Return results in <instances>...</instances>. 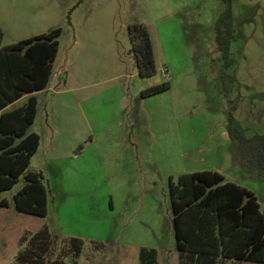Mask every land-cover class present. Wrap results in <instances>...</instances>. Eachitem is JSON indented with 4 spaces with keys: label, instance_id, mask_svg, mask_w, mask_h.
I'll return each mask as SVG.
<instances>
[{
    "label": "rangeland",
    "instance_id": "obj_1",
    "mask_svg": "<svg viewBox=\"0 0 264 264\" xmlns=\"http://www.w3.org/2000/svg\"><path fill=\"white\" fill-rule=\"evenodd\" d=\"M226 6L224 0H0L1 46L61 30L30 127L40 141L29 169L42 174L47 213L15 209L21 182L0 192L7 201L0 207V264H13L22 234L42 225L83 240L78 264H139L141 248L156 251V264H196L176 249L172 225L169 182L184 172L217 169L224 181L251 190L264 211V177L236 157L225 118L234 101L247 135L264 134V0H231L234 62L224 68L214 22ZM133 24L149 33L150 76L137 72ZM223 73L235 76L226 97ZM165 82L167 89L142 95ZM213 264L264 263L220 256Z\"/></svg>",
    "mask_w": 264,
    "mask_h": 264
},
{
    "label": "trees",
    "instance_id": "obj_2",
    "mask_svg": "<svg viewBox=\"0 0 264 264\" xmlns=\"http://www.w3.org/2000/svg\"><path fill=\"white\" fill-rule=\"evenodd\" d=\"M214 22L217 49L224 68L233 64L230 43L234 38L231 0ZM60 28L18 42L1 46L0 31V192L21 182L13 195L17 211L43 217L47 213L48 193L42 174L29 169L40 137L30 131L37 114L35 92L46 88L52 63L58 50ZM131 49L139 76L155 72L149 33L143 24L129 26ZM221 87L226 97L235 76L223 73ZM169 87L168 82L142 90L149 96ZM29 94L26 101L9 107ZM236 102L229 101L226 133L236 157L249 170L264 177V134L247 135L234 116ZM169 192L176 249L188 254L196 264H213L217 257L264 263V211L254 193L214 170L184 172ZM7 205L0 199V206ZM20 249L13 264H78L83 240L77 236L51 234L46 225L33 233L25 231L19 239ZM156 251L141 248L139 264H156Z\"/></svg>",
    "mask_w": 264,
    "mask_h": 264
},
{
    "label": "crops",
    "instance_id": "obj_3",
    "mask_svg": "<svg viewBox=\"0 0 264 264\" xmlns=\"http://www.w3.org/2000/svg\"><path fill=\"white\" fill-rule=\"evenodd\" d=\"M41 91H42V90H41ZM36 93H37V92H35L34 94L36 95ZM24 96H27V97H28L29 94H25V95H23L22 97H24ZM22 97H20L19 99H17L16 101H14L12 104H10V105L8 106V108H9V107H13V106H17L18 101H19ZM20 105H21V104H20ZM36 117H37V114H36ZM36 117H35V118H36ZM34 122H35V119H34ZM34 122H33V123H34ZM33 123H32V125H33ZM32 125H31V126H32ZM31 126H30V127H31ZM30 131H31V130H30ZM34 132H35V131H34ZM36 133H37V132H36ZM38 135H39V134H38ZM39 137H40V136H39ZM35 153H36V152H35ZM35 153H34V155H35ZM34 155H32V157H33ZM32 157H31V158H32ZM30 161H31V159H30ZM209 170H210V169H209ZM214 171H218V170H217V169H214ZM35 172H37V171H35ZM218 172H219V171H218ZM222 175H223L224 178H225V175H224V174H222ZM0 207H1V206H0Z\"/></svg>",
    "mask_w": 264,
    "mask_h": 264
},
{
    "label": "built area",
    "instance_id": "obj_4",
    "mask_svg": "<svg viewBox=\"0 0 264 264\" xmlns=\"http://www.w3.org/2000/svg\"><path fill=\"white\" fill-rule=\"evenodd\" d=\"M164 77H165V79H168V78H169V75H168V73H167V70H166V69H164Z\"/></svg>",
    "mask_w": 264,
    "mask_h": 264
}]
</instances>
